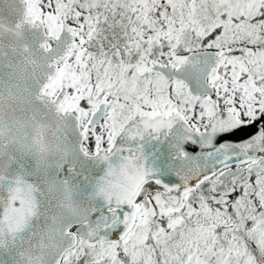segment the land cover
<instances>
[{
	"label": "snow or ice",
	"instance_id": "1",
	"mask_svg": "<svg viewBox=\"0 0 264 264\" xmlns=\"http://www.w3.org/2000/svg\"><path fill=\"white\" fill-rule=\"evenodd\" d=\"M0 264H264V0H0Z\"/></svg>",
	"mask_w": 264,
	"mask_h": 264
}]
</instances>
